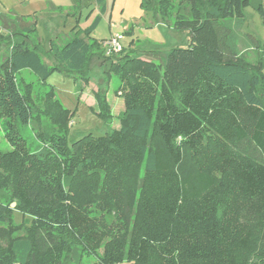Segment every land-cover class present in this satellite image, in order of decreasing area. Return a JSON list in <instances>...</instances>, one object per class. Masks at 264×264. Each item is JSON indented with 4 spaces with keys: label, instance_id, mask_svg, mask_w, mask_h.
Wrapping results in <instances>:
<instances>
[{
    "label": "trees",
    "instance_id": "obj_1",
    "mask_svg": "<svg viewBox=\"0 0 264 264\" xmlns=\"http://www.w3.org/2000/svg\"><path fill=\"white\" fill-rule=\"evenodd\" d=\"M93 1L105 11V0ZM181 4L187 11L172 29L186 32L188 45L158 64L131 56L134 41L106 55L91 37L98 16L64 43L50 40L51 64L37 45L13 42L0 64V129L11 145L0 150V240L8 241L0 256L15 264H62L64 255L80 264L78 251L94 264H264V60L254 67L240 58L235 29L248 8L264 29V0ZM154 6L164 17L170 3L140 2L145 12ZM93 58L106 77L118 76L119 125L69 142L71 114L45 80L54 71L88 79ZM23 69L38 77L35 95ZM94 99L108 123L104 94ZM45 118L51 133L40 129ZM29 127L42 141L34 149L21 133ZM95 208L117 214L114 230ZM14 211L26 217L25 236Z\"/></svg>",
    "mask_w": 264,
    "mask_h": 264
},
{
    "label": "rangeland",
    "instance_id": "obj_2",
    "mask_svg": "<svg viewBox=\"0 0 264 264\" xmlns=\"http://www.w3.org/2000/svg\"><path fill=\"white\" fill-rule=\"evenodd\" d=\"M140 2L141 0H105L106 9L101 12L93 0L86 1L79 8H74L71 0H0V64L9 55L13 42L22 40H25L29 47L37 45L43 55V61L51 64L53 60L48 52L50 40H55L58 44L64 43L75 30H84L91 26L97 16L100 19L91 32L92 38L102 41L109 39L113 34H122L124 46L134 41L135 48L130 49L133 50L130 53L131 56L153 60L157 64L162 63L169 49L188 45L187 33L172 29L176 15H184L187 9L181 4V0H169L170 6L163 17L162 12L155 10V6L147 12L143 11ZM22 18V22L35 23L36 31L27 35L21 32L20 19ZM235 29L238 55L244 59L246 64L258 67L264 60L262 49L264 29L253 8L245 10L241 25L239 27L235 25ZM89 69L88 79L76 75L75 80L72 75L54 71L45 80L47 86L53 88L55 98L71 114L69 142L87 133L95 136L103 135L119 125L122 110L119 112L120 109L116 102H122L123 107V100L117 91L118 76L111 74L106 77L104 68L94 58L91 59ZM20 75L34 84L33 95L39 89L42 90L37 75L29 69L21 70ZM97 92L104 94L111 107L113 116L108 123L98 116L96 102L92 107L91 102L94 101ZM2 121L3 118L0 117V126ZM40 124H42L40 129L48 133L54 131L53 125L47 118L42 119ZM36 132V129L30 127L21 130L27 144L32 149L42 143L36 137ZM10 149L11 145L4 138L3 130L0 129V150ZM95 214L103 220L107 228L114 230L117 224V214L114 211L102 212L96 209ZM25 218L20 212L14 211L13 224L19 229L17 232L19 236L26 235L24 225L27 221ZM7 242L6 239H1L0 247L6 250ZM101 250L99 253L102 252ZM78 254L80 264H94L96 260L92 254L83 252L80 254V251ZM61 261L62 264H74L69 255H64ZM0 264L15 263H11L9 258L0 256Z\"/></svg>",
    "mask_w": 264,
    "mask_h": 264
},
{
    "label": "built area",
    "instance_id": "obj_3",
    "mask_svg": "<svg viewBox=\"0 0 264 264\" xmlns=\"http://www.w3.org/2000/svg\"><path fill=\"white\" fill-rule=\"evenodd\" d=\"M123 35L122 34H113L109 39L103 40L101 46L103 47L105 54L110 55L113 53H118L123 48Z\"/></svg>",
    "mask_w": 264,
    "mask_h": 264
},
{
    "label": "crops",
    "instance_id": "obj_4",
    "mask_svg": "<svg viewBox=\"0 0 264 264\" xmlns=\"http://www.w3.org/2000/svg\"><path fill=\"white\" fill-rule=\"evenodd\" d=\"M123 39H124V37H123ZM122 42H123V41H122ZM123 45H124V44H123ZM91 104H92V107L95 105V99H94V101L91 102ZM116 105H117V107L120 109L119 112H120L121 110H123L122 102H121V103L116 102ZM112 114H113V113H112Z\"/></svg>",
    "mask_w": 264,
    "mask_h": 264
}]
</instances>
